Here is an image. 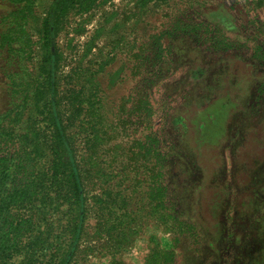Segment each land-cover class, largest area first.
Wrapping results in <instances>:
<instances>
[{"label":"rangeland","instance_id":"1","mask_svg":"<svg viewBox=\"0 0 264 264\" xmlns=\"http://www.w3.org/2000/svg\"><path fill=\"white\" fill-rule=\"evenodd\" d=\"M52 2L36 0L37 17L29 24L36 41ZM258 15L264 22V0H96L64 19L57 37L60 94L64 102L73 90L92 94L111 125L93 145L82 118L74 124L88 196L95 202L94 195L116 194L101 196L100 215L90 213L72 264H264V90L245 82L240 92L248 102H228L190 73L194 66H185L196 62L182 57L205 29L199 23L223 18L240 48L264 53ZM143 44L154 61L168 51L175 57L161 63L160 80L149 81L148 71L136 68L134 53ZM42 54L37 44L35 70ZM257 71L264 76V67ZM2 98L0 91V106ZM132 109L141 115L136 124ZM174 134L190 140L189 148ZM157 143L171 159L161 170L149 154ZM152 183L167 185L168 201L164 194L152 198Z\"/></svg>","mask_w":264,"mask_h":264},{"label":"trees","instance_id":"2","mask_svg":"<svg viewBox=\"0 0 264 264\" xmlns=\"http://www.w3.org/2000/svg\"><path fill=\"white\" fill-rule=\"evenodd\" d=\"M95 1L53 0L41 19L36 41L29 27L37 17L36 0H0L3 10L0 13V91L3 94L0 106V264H72L89 225L90 213L100 215L101 196L115 199L116 194L102 193L94 195L95 202L90 201L78 155L79 145L73 133L75 122L82 118L80 126L92 134L87 143L94 145L103 141L100 132L110 133L111 125L105 123L100 108H94L92 94L88 96L86 92L73 90L75 95L70 94L67 102L60 94L62 56L57 37L62 23L72 9L82 6L88 10ZM257 18L254 19L260 24L256 31L258 37L264 35V22L259 15ZM220 21L221 24L203 21L197 25L205 29L195 35V46L182 54L184 59L190 57L196 63L187 62L185 66L190 69L194 66L190 73L206 81L204 84L214 93L221 92L228 102H248V94L242 95L240 89L245 82L249 85L257 82L259 94L264 90L263 73L260 75L257 71L264 67L259 60L264 58V53L255 49L249 54L240 48L237 39L231 37L225 27L231 23L230 19ZM193 25L190 22L187 26ZM190 35L184 33L183 38L189 41ZM261 42L264 44V40ZM262 43H258L257 48H261ZM37 44L43 54L35 70ZM148 49V45L143 44L134 53L136 68L148 71L150 77L146 79L154 82L164 76L161 63L165 65L175 57L173 59L172 51H168L154 61ZM200 54L204 55L203 60L198 57ZM193 80L195 86L196 79ZM142 99L145 101V97ZM254 99L258 101L257 96ZM69 105L73 108L70 114ZM132 111L136 114L135 109ZM132 114L128 113V121L136 124L141 115L137 113L131 121ZM93 115L99 121L93 122L90 118ZM143 116L141 122L148 117L147 113ZM170 134L173 136V132ZM179 136L182 137L174 134L175 138ZM177 141L184 151L189 148L190 140L178 138ZM149 154L156 160V170L171 160L159 143L151 145ZM188 168H192L190 163ZM152 186L154 200L159 194L169 200L165 196L169 192L167 185L152 183Z\"/></svg>","mask_w":264,"mask_h":264}]
</instances>
